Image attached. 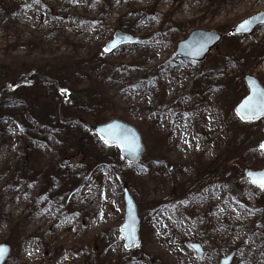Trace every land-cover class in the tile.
Listing matches in <instances>:
<instances>
[{"label": "rangeland", "instance_id": "1", "mask_svg": "<svg viewBox=\"0 0 264 264\" xmlns=\"http://www.w3.org/2000/svg\"><path fill=\"white\" fill-rule=\"evenodd\" d=\"M263 12L264 0H0V65L36 75L0 100L5 264H220L232 252V264H264V190L239 176L264 167V118L240 127L233 112L244 76L264 86V26L231 34ZM198 29L223 39L202 63L176 58ZM116 32L139 41L106 54ZM54 68L63 77L45 83ZM57 87L92 90L86 123L132 125L143 160L125 163L83 124L58 122ZM124 187L142 220L130 250Z\"/></svg>", "mask_w": 264, "mask_h": 264}, {"label": "water", "instance_id": "2", "mask_svg": "<svg viewBox=\"0 0 264 264\" xmlns=\"http://www.w3.org/2000/svg\"><path fill=\"white\" fill-rule=\"evenodd\" d=\"M260 26H264V12L254 15L237 24L231 30V34L236 37L249 36ZM222 39L223 36L215 31L203 29L194 30L186 39L177 44L175 57L181 60L201 63L218 46ZM138 41V38H133L132 36L121 32H116L113 40L105 46L104 52L106 54H111L121 46L129 44L134 45L138 43ZM244 81L248 89V94L236 106L235 113L239 120L245 123L260 121L264 118V112L258 110L242 111L241 106L246 102H249L252 105H257L260 102L261 94L264 93V86L252 75L245 76ZM2 95L3 92L0 90V100ZM241 117L245 118L242 119ZM86 126L104 143L105 140H107L108 143H105L106 145L116 147L120 152L122 160L130 164H138L142 161L146 147L142 135L132 125L118 119H113L98 126H92L89 123H86ZM261 144H264V140ZM262 151L264 152V149H262ZM250 173H264V168L261 170L246 169L244 171L246 179L252 186L264 190V188H261L258 183H254L259 177L251 175ZM123 200L125 204V218L123 224L120 226L119 236L124 242V248L130 250L137 248L141 243L139 231L142 220L139 216V208L127 187H124L123 189ZM188 246L196 253V256L199 259L204 258L206 252L200 244L189 243ZM0 249H2V252H0V264H5L12 252V248L8 244H0ZM235 256L236 252H232L227 257L222 258L220 264H232Z\"/></svg>", "mask_w": 264, "mask_h": 264}, {"label": "trees", "instance_id": "3", "mask_svg": "<svg viewBox=\"0 0 264 264\" xmlns=\"http://www.w3.org/2000/svg\"><path fill=\"white\" fill-rule=\"evenodd\" d=\"M5 68H7V67H5L4 65H0V76L1 75L3 76V74L5 73V76L7 77L6 79H4L5 82H1L2 80H0V89L4 93H7L8 95H9L10 91L15 92L19 87L25 86L26 84L33 82V79L36 77V75L34 73H31L30 70H28L23 76L18 78V75L15 73L14 74L7 73V69H5ZM52 71L53 72H48L47 74H45L43 76L39 75V77L45 83H50V84L56 83V81L61 79V77H63V76L61 75V72L59 74L55 70V68H54V70L52 69ZM62 73H64V71ZM244 78H245V76H244ZM57 88L59 91V95L61 94L60 96H61V102H62L59 105L58 110L55 112V116L58 119V122L65 121L66 123H71L73 121H76V122L83 124L85 129L88 130V128L86 127L87 120H85L87 115H85V110L82 109V107H84L86 109H88V107H90L91 105L93 107H95L93 104L87 103V100L89 99V95L93 91L92 90L76 91L73 88L68 89L66 91H61L59 87H57ZM243 98L244 97L239 98L235 105H237ZM234 110L235 109H233V112H234ZM106 122H108V121H106ZM106 122H104V123H106ZM239 123H240L239 124L240 127L246 126V123H244V122L240 121ZM239 139L243 140V136L240 137ZM255 149H258L260 152H262L259 142L255 143ZM246 169H250V168H247L246 166H241L239 176H241L242 178H245L244 171ZM229 172H231L230 168H229ZM237 189L238 188H237V185L235 183H233V182L228 183V192L231 195L241 196L242 193L240 191H238ZM252 189L255 191V193L261 191L260 189L255 188L253 186H252ZM262 220H263V218H258L259 222H261Z\"/></svg>", "mask_w": 264, "mask_h": 264}, {"label": "snow or ice", "instance_id": "4", "mask_svg": "<svg viewBox=\"0 0 264 264\" xmlns=\"http://www.w3.org/2000/svg\"><path fill=\"white\" fill-rule=\"evenodd\" d=\"M66 91V90H62ZM241 110H250V111H262L264 112V93L261 94L260 102L257 105H252L249 102H246L244 105L241 106ZM242 119L245 117H241ZM105 143H108L107 140H105ZM262 149H264V144H261L260 146ZM251 174V173H250ZM251 175H256L259 177L258 180L254 181V183H258L261 188H264V173H255ZM0 252H2V249H0Z\"/></svg>", "mask_w": 264, "mask_h": 264}]
</instances>
